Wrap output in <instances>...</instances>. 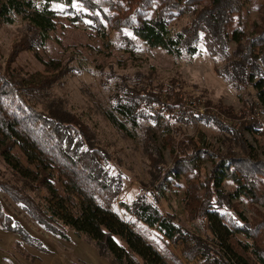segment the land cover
Returning a JSON list of instances; mask_svg holds the SVG:
<instances>
[{"label": "trees", "instance_id": "trees-1", "mask_svg": "<svg viewBox=\"0 0 264 264\" xmlns=\"http://www.w3.org/2000/svg\"><path fill=\"white\" fill-rule=\"evenodd\" d=\"M73 1L0 0V26H15L20 21L26 30L5 66L0 62V159L14 178L0 177V192L45 232L61 239H70L71 231L79 237L87 236L100 255L113 264H187L169 248L161 249L150 229L174 243L187 239L175 224L164 190L180 191L181 178L196 172L199 161L209 156L210 177L199 185L190 184L184 199L185 211L206 222L209 233L205 240L186 247L182 255L189 264H264V212L254 209L255 203L264 206V161L255 157L242 140L243 132L254 130L256 124L237 127L221 116H188L179 110L184 101L176 85L168 92H159L154 82L119 84L110 99L111 109H106V117L119 133L129 134V127L137 132L139 120L151 115L155 118L152 109L158 107L157 115L168 112L185 123H214L227 134L236 131L242 149V154H237L230 143H225L227 151L221 153L189 141L171 155L170 167H165L159 152L157 159L149 149L148 163L155 181L151 196L139 188L131 202H119L141 223L131 225L113 209L127 190V178L120 170L112 173L106 149L93 145L91 126L66 109L62 101L46 104L38 111L31 95L52 89L60 77L28 82L13 72L12 64L22 50L46 47L60 12L52 5H71ZM80 1L96 13L91 17L102 32L105 21L122 37L130 32L147 46L161 48L176 59L194 57L203 45L223 64L216 69L218 74L236 89H264V48L259 55L253 51L255 41L264 43V0H260L258 22L252 27L254 37L244 36L236 48L231 47L228 33L235 17L242 14L243 0H128L127 7ZM153 9L156 15L151 17ZM260 98L264 101V96ZM217 109L230 114L222 105ZM227 179L236 185L234 193L221 190ZM202 186L206 190L198 198L193 191ZM42 190L44 195L40 196ZM244 198L253 205L251 220L232 202ZM0 225L23 235L24 242H31L32 236L8 213L1 197Z\"/></svg>", "mask_w": 264, "mask_h": 264}, {"label": "rangeland", "instance_id": "rangeland-1", "mask_svg": "<svg viewBox=\"0 0 264 264\" xmlns=\"http://www.w3.org/2000/svg\"><path fill=\"white\" fill-rule=\"evenodd\" d=\"M103 7L112 4L128 6V0H97ZM185 1V0H184ZM260 0H243L241 16L235 17V23L228 33L231 47L246 36L254 37L252 27L258 22L257 9ZM60 11L57 27L51 32L45 48L32 47L22 50L12 64L13 72L28 82L41 81L46 77H60L52 89L41 94H32L38 111H42L54 102L62 101L66 109L87 122L94 133L93 145L106 149L110 159V170L113 174L124 173L127 190L120 196L113 209L131 225L141 223L119 202L133 200L134 194L143 188L149 196L154 190L152 167L148 163L149 149L157 152L164 160L165 167L173 164L171 157L189 145V141L211 151L226 152L225 143H230L237 154H242L237 132L227 134L214 123H185L164 112L155 118L140 119L138 131L129 127V134L119 133L106 117V109H111V98L117 92L119 84L134 86L153 83L157 90L168 92L176 85L178 96L183 97L179 108L186 115H215L233 126L254 123L252 131H244L242 140L247 143L253 155L264 161V89L244 87L236 89L234 85L221 77L216 69L223 64L213 59L203 45L200 53L194 57L176 59L161 48H152L141 42L132 33L126 37L112 30L103 21L104 32L100 31L90 10L80 0L71 5L53 4ZM71 10V11H70ZM100 15V14H98ZM156 10L150 11V16ZM183 24V23H182ZM26 30L22 22L15 26H0V62L10 59L15 43L24 39ZM264 48L263 42L253 44V51L259 55ZM79 68V69H78ZM64 72L62 75L61 73ZM263 94V95H262ZM222 105L229 115L218 112ZM150 111V110H148ZM209 156L198 163V170L181 178L180 191L164 190L167 201L171 204L176 226L187 239L176 243L170 241L161 232L150 229L152 238L161 249L169 248L182 261L190 263L182 252L186 247L205 240L209 233L206 222L195 218L184 209L185 189L190 184H201L207 181L212 173ZM158 159V158H157ZM112 160V161H111ZM0 177L14 179L12 172L0 159ZM55 179V184H61ZM230 179L222 183L224 194L234 193L236 185ZM12 182V181H11ZM206 187L195 189L198 198L203 197ZM187 192V191H186ZM44 195V191L42 193ZM6 209L17 222L32 236L31 242H24L21 234L4 230L0 225V264H113L112 260L100 255L87 236L80 237L71 231L70 239H61L39 228L7 195L0 192ZM248 220L254 216L253 205L245 198L232 201ZM264 203V201H263ZM164 207L167 209L165 203ZM254 209L264 212V206L254 204ZM164 210V209H163ZM22 239V240H21Z\"/></svg>", "mask_w": 264, "mask_h": 264}]
</instances>
